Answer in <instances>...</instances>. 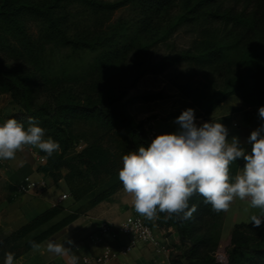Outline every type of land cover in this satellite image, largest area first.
<instances>
[{"label": "trees", "instance_id": "trees-1", "mask_svg": "<svg viewBox=\"0 0 264 264\" xmlns=\"http://www.w3.org/2000/svg\"><path fill=\"white\" fill-rule=\"evenodd\" d=\"M177 3L179 12L172 15ZM124 8L131 15L112 20ZM85 19L91 24H84ZM184 27L195 32L189 47L154 60L152 48ZM61 49L95 54L83 70L81 85L78 73H51L50 58ZM0 52L25 63L16 71L0 65V95L10 94L19 110L45 130V139L60 145L51 156L39 150L46 162L38 172L55 183L64 180L74 200L87 198L92 207L123 189L118 177L122 157L153 140L145 124L121 106L143 77L178 65L203 72L221 67L226 71L219 86L176 85L201 116L209 117L232 97L244 108L264 106V0H0ZM130 57L133 76L125 84L112 74ZM45 89L52 92L41 101ZM165 97L147 92L131 101ZM80 125L93 127L96 135H79ZM80 140L86 146L75 150ZM244 165L238 158L230 165L231 174ZM203 199L198 194L190 198L189 207L196 205L197 210L189 220L159 215L158 225L178 236L180 253L171 257V264H264V224H236L226 251H219L224 212H213ZM63 212L60 205L52 206L1 239L0 264L6 253H14L17 261L33 250L29 241L42 244L79 219L73 212L55 221Z\"/></svg>", "mask_w": 264, "mask_h": 264}, {"label": "clouds", "instance_id": "clouds-1", "mask_svg": "<svg viewBox=\"0 0 264 264\" xmlns=\"http://www.w3.org/2000/svg\"><path fill=\"white\" fill-rule=\"evenodd\" d=\"M264 119V106L259 108ZM194 110L182 112L176 123L180 131L157 135L147 146L131 151L122 157L123 166L118 172L124 191L131 195L132 204L141 216L148 220L158 218L157 213H166L169 218L189 220L197 206L189 207L193 195L202 196L205 205L215 213L227 212L234 199L248 200L250 207L260 210L252 215L253 227L264 224V125L251 132L248 141L251 153L240 146L237 138L227 139L228 129L220 122H205L197 127ZM25 146L38 148L51 156L60 149L58 142L45 139V130L29 120L15 118L0 125V160L14 159ZM238 158L245 165L235 175L230 165ZM33 250L41 245L29 241ZM65 244L69 245L66 247ZM74 242L49 240L46 250L57 256L71 252ZM15 254H5L4 264H15ZM70 264H78V257L72 255Z\"/></svg>", "mask_w": 264, "mask_h": 264}, {"label": "rangeland", "instance_id": "rangeland-1", "mask_svg": "<svg viewBox=\"0 0 264 264\" xmlns=\"http://www.w3.org/2000/svg\"><path fill=\"white\" fill-rule=\"evenodd\" d=\"M179 8V3H177L176 9L172 11V15L177 14L179 12ZM130 15L131 10L129 8H124L115 12L112 20L122 16L128 17ZM83 23L87 25L89 21L86 22L85 19ZM194 38L195 32L193 30L188 27L181 28L167 41L160 42L157 46L152 48L154 60H159L175 50L186 49L189 47ZM94 57L95 54L88 51L72 52L68 49L54 50V54L50 58L48 66L51 69V73L55 75H60L63 71H67L71 77H74V74L78 73V85H81V83L84 82L82 78L83 70L90 62L93 61ZM123 64L124 65H122L120 72L118 70V73L112 74V77L115 76V79H119L120 77L125 84H129L130 79L133 76V58L130 57L127 59V61H124ZM0 65L6 71H16L19 67H24L25 63L11 59L0 52ZM225 71L226 69L219 67L215 70L212 69L203 72L192 67H188L187 65H178L170 68L161 75H147L138 82L136 87L131 88L127 96L121 100L122 109L135 121L143 122L145 124V130L152 139L160 134L176 133L180 131V125L176 123V120L183 111L191 108L194 110V116H201L200 110L179 93L176 85L178 83L189 81L194 85L208 83L219 86L222 83V77L225 74ZM109 75H111V73H109ZM50 92H52V90ZM50 92L49 90L45 89V92H43V94L40 96L41 101H45L46 98L50 97ZM147 92H162L166 97L156 101H139L136 103L131 101L133 97ZM258 110L259 108H244L239 99L232 97L212 114V118H210L209 123L213 121L222 123L228 129L227 139L229 141L235 137L238 139L240 146H243L247 150L251 151L252 145L248 141L249 136L252 131L260 128L261 125H264V119L260 118ZM228 114L232 116L231 119L236 125H231L229 122L220 120L221 116ZM11 118H15L18 121L23 122L25 128L29 126L30 118L23 114L14 104L12 96L10 94H2L0 95V121L6 122ZM194 123L197 127L203 125V122L198 121L197 119L194 120ZM77 133L86 138H91L92 136L96 135L94 128L88 125L78 126ZM261 135H264V132H262ZM85 146L86 143L84 140H80L79 144L76 145L75 150H81ZM17 155L22 159L24 157H33V159H35L36 157L38 158V156H40L39 149L31 146H25L23 151L17 152ZM6 167L7 164L2 166L0 163V168L4 169ZM62 172L63 175H66L68 170L63 169ZM46 183V188H44V190L41 189L37 195V198H35L33 201L39 204L35 210H31V202H26L25 199L18 200L16 202L18 211L16 212L17 214L8 218L4 217V210L7 207V203L0 202V226H2L3 232H7L8 228L13 231L17 230L21 226L31 221L37 215L50 208L52 205L58 204L59 198L63 194H67L68 198L59 202V205L63 207L64 212L55 221L60 220L70 213H79V219L69 225L68 228L64 230L61 236L57 239V242L60 243L64 242L66 239H70L74 242V244L70 246L72 249L71 252L64 256V258H66L69 262L72 255L78 257V262H80L81 257L78 254V250L76 248L78 243L93 234L96 228L103 221L120 223L128 216L134 214L139 215L136 213L133 207L131 195L127 194L124 189H121L118 193L110 198L111 203L109 202V204H103V206H100L102 204L101 203L98 206L92 207L87 198L80 201L74 200L64 180H61L59 183H55L47 178ZM124 204H127L129 208L120 212L118 215L111 217L108 215V213H104V210H114V207L119 208ZM105 205L107 207L109 206L108 209L104 208L106 207ZM100 207L103 210H101ZM258 211L259 209L256 208L248 210L246 207H243L240 211L241 220H244V222L247 223L251 222L250 219H246L247 216H250V214L256 215L258 214ZM228 232L229 231L225 232L226 237L229 234ZM6 236L7 235L0 236V240ZM120 240L123 244L128 242L127 238L124 237H122ZM227 241L228 239H222L221 235L218 249L219 251H226ZM46 244V241L40 244L41 248ZM170 245L171 244H169V248L171 249V258L172 256L178 255L180 253V249L178 247V250L173 252L171 247L172 245ZM65 246L69 247L67 244H65ZM145 247L148 249L151 248L149 246L139 244L133 250V252L129 254V256L121 257L119 262L121 264H134L132 260L133 255L137 254ZM41 248L39 250H41ZM39 250H32L25 255H27L26 257H33V255H35V253Z\"/></svg>", "mask_w": 264, "mask_h": 264}, {"label": "crops", "instance_id": "crops-1", "mask_svg": "<svg viewBox=\"0 0 264 264\" xmlns=\"http://www.w3.org/2000/svg\"><path fill=\"white\" fill-rule=\"evenodd\" d=\"M194 117L198 121L205 123V122L210 121V118H212V115H210L209 117H203V116H200V117L194 116ZM226 117L232 118V116L230 114H228V115L221 116L220 120L226 121ZM226 122H229L231 125L235 124L232 121V119H231V121H226ZM45 162H46V160L42 156H38V158L36 157L35 159H33V157H24L22 159L21 157H19L17 155V153H16V156L14 159L0 160V163L2 166H4V164H7L6 168H4V169L0 168V202H6L7 203V207L4 210V217L9 218L12 215L15 216L17 214L16 212H18L17 207H16L17 206L16 202L18 200H22V199H25L26 202H31V210L37 209V206L39 204L36 202H33V201L35 200V198H37V195H38L39 191H41V188H39V187L35 188L33 190V192L28 194V195H20L18 197H15L14 194H15L16 186L19 185L24 180L25 177H30L34 181H39V180H43V179L46 181L47 178L44 177V175L42 173L38 172L39 166H41ZM42 190H44V189H42ZM60 198L58 200V204H56V205H59ZM110 200L111 199L103 202L100 206H103V204H109ZM56 205H52V206H56ZM108 207L106 206L104 208L108 209ZM243 207H246V209H248V210H252V207H250V203L247 199L241 201L237 198V199H234V201L230 205L229 210L227 212H224V221H223V228H222V234H221L222 239L227 240L229 238L231 232H232L233 227L238 223L244 222V220H241V216H240V211ZM128 208L129 207L127 206V204H124L123 206H121L119 208L114 207V210H110V209L104 210V213H108V215L113 217L114 215H118L120 212L125 211ZM101 210H103V209L101 208ZM260 214L261 213L259 210L258 214H256V215L259 216ZM157 215L159 218L160 213L158 212ZM251 216H252V214H250V216H247L246 219H250ZM142 217H144V216H142ZM158 218L155 220H148L144 217L146 223H148L150 226H152V228H153V230H154V232L158 238H166L169 241V244L172 245V246L171 245L170 246L172 247L173 252L178 250L179 241H178V236H177L176 232L173 229H167L166 230L164 228H161L157 222ZM98 227L96 228V230L98 229ZM67 228L68 227L64 228L63 230H61L60 232H58L57 234H55L54 236L49 238L46 242H48L49 240H54L57 242V239L61 236L62 232H64V230H66ZM9 231L11 232L13 230L8 228L7 232H3L2 226H0V233H1L0 236L8 235ZM226 231H229L228 232L229 234L227 237L225 236ZM88 237L85 238L80 243H78V246L76 247L78 250V254L80 255L81 258L84 255L91 254V253L95 252V248L92 246V244L88 240ZM111 244L116 247V246L121 245L123 243L121 242V240H119V242H112ZM46 245H44V247H42L41 250L37 251L35 253V255H33V257H26L27 255H24L20 259L15 261V264H47V263L52 262V261H54L58 264H70V262L66 258H64V256H57L53 253L48 252L46 250ZM132 260H133L134 264H165L162 256L156 254L153 249H151V248L148 249L146 247L143 248L137 254L133 255ZM78 264H82L81 259H80V262H78ZM112 264H121V263L119 261H117V262H114Z\"/></svg>", "mask_w": 264, "mask_h": 264}, {"label": "built area", "instance_id": "built-area-1", "mask_svg": "<svg viewBox=\"0 0 264 264\" xmlns=\"http://www.w3.org/2000/svg\"><path fill=\"white\" fill-rule=\"evenodd\" d=\"M46 181H34L30 177L16 186L15 197L28 195L37 187L46 188ZM68 195L63 194L60 202L67 199ZM124 237L128 242L113 246L112 242H119ZM88 240L95 248V252L82 256V264H112L119 261L121 257H127L139 245L151 247L156 254L163 257L165 264H171L169 241L166 238H158L144 217L134 214L128 216L120 223L103 221L98 229L88 237Z\"/></svg>", "mask_w": 264, "mask_h": 264}]
</instances>
